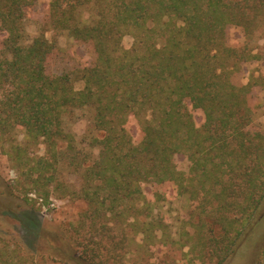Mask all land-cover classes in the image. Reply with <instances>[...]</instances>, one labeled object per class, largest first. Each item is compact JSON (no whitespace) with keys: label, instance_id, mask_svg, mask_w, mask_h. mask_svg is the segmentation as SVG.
Wrapping results in <instances>:
<instances>
[{"label":"trees","instance_id":"1","mask_svg":"<svg viewBox=\"0 0 264 264\" xmlns=\"http://www.w3.org/2000/svg\"><path fill=\"white\" fill-rule=\"evenodd\" d=\"M37 1L0 0V140L42 205L54 186L87 203L71 225L72 243L58 232L43 237L53 262L118 264L131 227L142 246H162L182 264H226L264 217V129L252 127L254 83L235 78L256 57L250 44L264 0H50V26L95 53L90 65L62 72L56 38L25 37ZM229 26L245 40L228 41ZM84 108L93 127L81 145L65 115ZM195 109L204 113L200 125ZM32 147L44 151L30 154ZM177 154L189 160L188 172ZM61 162L80 173L79 189L57 179ZM171 187L196 202L180 234L153 213ZM29 246L18 231L8 233L0 264H48ZM252 264H264V238Z\"/></svg>","mask_w":264,"mask_h":264},{"label":"rangeland","instance_id":"2","mask_svg":"<svg viewBox=\"0 0 264 264\" xmlns=\"http://www.w3.org/2000/svg\"><path fill=\"white\" fill-rule=\"evenodd\" d=\"M50 10V0H38L33 9L25 17V37L31 41L33 37L40 33H45L49 38H56L61 48L58 64L55 70L62 72L74 68V66L90 65L95 57L91 43L77 41L67 35L66 32H60L53 29L48 23ZM4 34L0 33V52L2 50ZM227 39L230 42H242L245 40L243 31L240 27L229 26L227 29ZM133 35L126 32L123 36V45L126 48L131 47ZM251 47L256 57L248 62L240 64L241 69L237 72L235 78L240 82L246 83L249 80L254 83L250 97V106L253 109L254 121L252 127L256 130L264 129V20L261 26L256 30ZM81 83H78V86ZM198 125L204 122V113L201 109L193 110ZM93 113L89 108L77 109L73 113L65 115L66 128L71 131L76 141L84 145L83 137L91 132ZM16 140L24 138V128L19 126L16 129ZM0 140V238H7V234L19 232L27 241L33 250H40L45 253L48 264H58L53 262L55 258L50 253V247L46 244L44 238H47L48 232H58L64 240L72 243L71 225L75 223L81 212L87 208V203L75 198L69 194L67 189H58L52 187L53 192L49 204L42 205L35 190L25 184L18 168L14 165L8 153L5 151L9 145L4 147ZM10 144V143H9ZM43 153V148L32 147L30 154L35 152ZM91 151L92 158H95L99 152L96 147ZM175 162L178 168L188 172L190 162L184 154H177ZM57 179L70 188L79 189L81 176L68 166L66 162H61ZM53 186V185H52ZM152 188L145 186V192L148 199L152 198ZM26 198L30 203L25 202ZM33 204V208L31 207ZM196 202L188 199L185 195H180L175 187H171L164 200L157 203L154 214L161 217L174 234H180L183 226L191 227L193 221V212ZM264 215V208H263ZM28 219V221L26 220ZM22 220L35 226L33 233L22 224ZM131 238L128 241V253L118 264H182L179 254H168L162 246H142L140 238L142 234H137L134 229H127ZM39 232V235H37ZM264 238V217L261 223L245 239L235 254L229 258L226 264H252L256 251L261 240ZM40 257H37L39 259ZM114 261H111L112 264ZM117 264V263H115Z\"/></svg>","mask_w":264,"mask_h":264}]
</instances>
